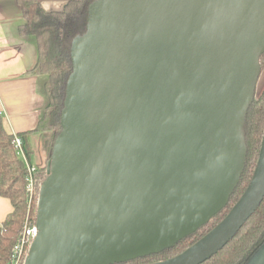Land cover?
Segmentation results:
<instances>
[{"label": "water", "instance_id": "95a60500", "mask_svg": "<svg viewBox=\"0 0 264 264\" xmlns=\"http://www.w3.org/2000/svg\"><path fill=\"white\" fill-rule=\"evenodd\" d=\"M23 264H115L172 247L228 203L264 52V0H93ZM247 187L180 254L201 264L264 197V130ZM245 264H264V242Z\"/></svg>", "mask_w": 264, "mask_h": 264}, {"label": "trees", "instance_id": "16d2710c", "mask_svg": "<svg viewBox=\"0 0 264 264\" xmlns=\"http://www.w3.org/2000/svg\"><path fill=\"white\" fill-rule=\"evenodd\" d=\"M17 1L24 19V24L18 27V31L22 36H33L38 45L37 61L28 72L47 76L43 84L47 105L34 128L25 132L13 134L6 132L0 113V195L9 199L13 209L0 225V264L9 263L11 248L27 217V208H25L27 167L14 149V138L15 136L20 138L22 149L27 160L30 161L29 157L32 152L29 144L30 135L48 132L45 147L47 148V159L49 158L53 142L60 130L59 115L63 106L65 83L71 70L69 43L74 36L84 32L87 7L93 0H68L61 9L54 11L45 10L38 0ZM263 55L264 52L260 57V66ZM243 127L247 147L246 161L227 205L213 215L208 223L183 237L172 247L115 264H148L178 255L223 219L247 187L252 167L258 158L257 154L264 130V90L259 98L254 99L249 105ZM261 201L252 215L238 229L236 235L225 243L221 250L201 264H245L248 261L264 242V197Z\"/></svg>", "mask_w": 264, "mask_h": 264}, {"label": "crops", "instance_id": "0c3cea01", "mask_svg": "<svg viewBox=\"0 0 264 264\" xmlns=\"http://www.w3.org/2000/svg\"><path fill=\"white\" fill-rule=\"evenodd\" d=\"M47 11L59 10L68 0H38ZM24 24L17 0H0V113L8 133L25 132L34 128L46 107L47 97L43 84L46 75L28 71L36 63L38 45L31 35L22 36L18 27ZM49 134L32 133L29 137V160L46 153L45 140ZM12 206L0 195V225Z\"/></svg>", "mask_w": 264, "mask_h": 264}, {"label": "built area", "instance_id": "2783aa9c", "mask_svg": "<svg viewBox=\"0 0 264 264\" xmlns=\"http://www.w3.org/2000/svg\"><path fill=\"white\" fill-rule=\"evenodd\" d=\"M14 149H16V153L21 157L24 164L27 167V182L25 186V190L27 195H31L33 192V174L35 173V166L27 160L24 150L21 146V140L18 136L14 138ZM35 217L28 222L26 219L24 221L23 227L20 230L18 236L16 237L17 240L11 248V255L9 258L8 264H23L25 256L27 255V249L33 240L34 235L36 234V227L34 223Z\"/></svg>", "mask_w": 264, "mask_h": 264}, {"label": "rangeland", "instance_id": "374dc122", "mask_svg": "<svg viewBox=\"0 0 264 264\" xmlns=\"http://www.w3.org/2000/svg\"><path fill=\"white\" fill-rule=\"evenodd\" d=\"M261 72L256 80V86H255V91H254V97L255 99H258L259 96L263 93L264 90V55L261 59ZM48 134V132H43V134ZM42 135V134H40ZM46 145H44L45 147ZM46 148V147H45ZM47 149V148H46ZM47 152V150H46ZM36 163L32 165L35 166V173L33 174V192L31 195H27V198L25 197V208H27V217L24 219V221L27 219L28 222H31V220L33 219V217H35L36 214V204H37V198H38V189H39V185L40 183L43 181L44 176L46 174V161H47V153H45V156H43V158H37ZM256 163V162H255ZM255 166V164H254ZM254 166L252 167V170L254 168ZM38 167V168H37ZM38 169V170H37ZM251 170V171H252ZM253 173V171H252ZM28 175V174H27ZM252 175V174H251ZM26 192V190H25ZM24 223V222H23Z\"/></svg>", "mask_w": 264, "mask_h": 264}]
</instances>
